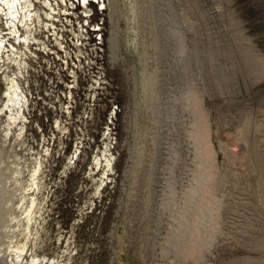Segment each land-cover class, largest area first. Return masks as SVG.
<instances>
[{"label": "rangeland", "instance_id": "obj_1", "mask_svg": "<svg viewBox=\"0 0 264 264\" xmlns=\"http://www.w3.org/2000/svg\"><path fill=\"white\" fill-rule=\"evenodd\" d=\"M0 264H264V0H0Z\"/></svg>", "mask_w": 264, "mask_h": 264}, {"label": "bare ground", "instance_id": "obj_2", "mask_svg": "<svg viewBox=\"0 0 264 264\" xmlns=\"http://www.w3.org/2000/svg\"><path fill=\"white\" fill-rule=\"evenodd\" d=\"M49 2H50V1H49ZM51 5H52V4H51ZM52 7H53V6H52ZM52 17H53V16H52ZM45 22H46V21H45ZM48 23H50V22H48ZM46 24H47V23H46ZM46 24H45V26H46ZM51 24H52V23H51ZM53 25H54V24H53ZM51 27H52V25H51ZM52 28H53V27H52ZM52 28H51V29H52ZM54 34H55V33H54ZM57 39H58V38H57ZM19 68H20V67H19ZM21 69H22V68H21ZM13 81H14V80H13ZM15 82H16V81H15ZM14 85H15V84H14ZM205 162H206V161H205ZM205 162H204V163H205ZM206 163H207V162H206ZM206 169H207V168H206ZM208 170H209V169H208ZM203 171H204V170H203ZM210 175H211V174H210ZM212 175H213V174H212ZM28 216H29V215H28ZM28 218H29V217H28Z\"/></svg>", "mask_w": 264, "mask_h": 264}]
</instances>
